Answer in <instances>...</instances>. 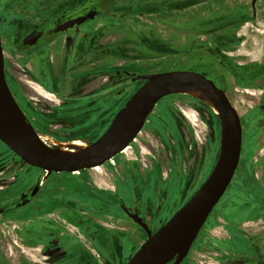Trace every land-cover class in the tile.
Masks as SVG:
<instances>
[{
    "label": "rangeland",
    "instance_id": "rangeland-1",
    "mask_svg": "<svg viewBox=\"0 0 264 264\" xmlns=\"http://www.w3.org/2000/svg\"><path fill=\"white\" fill-rule=\"evenodd\" d=\"M7 1L0 0L1 40L7 80L13 88V43L17 30L22 31L29 26L25 20L21 19L23 22H19L16 19L18 14L15 11L17 10L15 4L19 3V0H10L8 4ZM31 1L21 2V11L25 10L24 14H27L28 3ZM136 1H133L131 12L126 10V3H117L111 10V15L105 19L107 22L103 24L100 20L101 30L112 34V37L100 40L105 42L114 40L115 45L106 43L100 45L99 49L101 97L97 106L99 115L97 128L90 133H76L83 127L82 124L88 123L86 119L80 122L81 119L77 117V124L73 127L48 116H41L35 127L30 125L38 135L43 134L59 142L73 143L80 140L87 143L97 138L107 128L125 106L133 90L140 85L138 82V86L132 87L129 91L130 88L127 87L129 79L116 75L115 84L109 87L108 95L107 81H104L106 78L103 75L109 68L114 69L116 73L127 71L133 74L194 71L213 80L219 88L230 95L231 102L243 122L241 165H252L254 148L258 142L262 144L260 154H264V125L263 129L258 131L254 122L256 119L251 114L256 109L255 103L261 90L254 85L256 82L253 81V75L248 73L253 70V64L260 63L264 67V0H258L256 3V17L244 22L240 20V15L245 16L243 9L248 11L249 15L252 13L251 0H140L142 5L138 4L139 0ZM242 6L244 8H241ZM225 41L228 42L227 49H225ZM209 48L224 49L223 55L229 61V65L226 66L221 62L219 56L209 54ZM242 70L245 71V75L237 78L236 75H240ZM45 112H49V109L45 108ZM66 120L67 118L64 119ZM49 129L54 133L53 135L47 133ZM46 144L55 147L50 142ZM219 145L220 122L210 108L189 94H173L157 103L132 149H126L127 151L115 162L82 173L58 174L56 175L58 178L49 179L46 185L54 186L58 185L59 181L65 182L67 187L63 190L72 191L73 196L84 182L94 181L103 190V187L111 186L108 180L110 174H123L120 172L124 171L126 166L134 168L136 163L142 168L143 174L146 171L148 175L150 171L152 172L149 188L144 192L137 191L136 199L139 201L143 199V206L154 204L161 207L160 214L158 215L159 211H157L154 215L152 224L158 216L162 222H166L194 197L207 180L217 159ZM0 154L4 159L14 156L2 142H0ZM17 166L14 167L16 182L13 185H9V181L0 184V201L24 191L34 179L43 175L40 169L29 166L21 159ZM239 169L206 221L207 227L201 233V239L189 252L190 256L205 260L200 256L205 254L204 250L207 246L205 235L212 234L213 227L217 229L216 233L220 234L221 221L213 223L211 220L213 213L225 215L228 212L227 205L237 207L241 178ZM169 194L172 196H168ZM28 211V207H25L18 212L20 216H26ZM150 213L152 215L151 211ZM16 217L14 213L0 216V251L9 260H12L16 254L13 242L16 239L14 236ZM117 223L115 230L119 231L120 225V228L124 229L119 232H124L126 235L120 236L123 239L122 243L119 242L120 240L115 243L117 250L114 264H126L128 261L126 258H130L132 253H129V250L135 248L134 245L140 241V237L138 232L136 235L132 223L128 221ZM129 236L136 244L132 240H129L131 242L129 243L127 240ZM119 243L122 245V250H118ZM209 246L218 249L219 243L216 241L208 243Z\"/></svg>",
    "mask_w": 264,
    "mask_h": 264
},
{
    "label": "flooded vegetation",
    "instance_id": "flooded-vegetation-1",
    "mask_svg": "<svg viewBox=\"0 0 264 264\" xmlns=\"http://www.w3.org/2000/svg\"><path fill=\"white\" fill-rule=\"evenodd\" d=\"M133 1L32 0L31 3H28L27 14L23 13L25 10L21 11L23 0H19V3L15 4L17 10H14L18 14L17 21L21 22L23 19L29 27L22 31L17 30L13 43V88L8 83L6 67L5 77L13 97L33 127L39 123L41 116H48L60 123L66 122L72 127L77 124L76 117L81 119L80 122L86 119L88 123L82 124L83 127L76 133H90L97 128L99 123L97 106L99 97H101L99 49L100 45L103 46L106 43L115 45L114 40L113 42L100 40L112 37V34L101 30L100 20L103 21V24L107 22L105 19L111 15V10L117 3H126V10L131 12ZM257 1L251 0L252 13L250 15L243 9L245 16L240 15L242 22L256 17ZM9 2L10 0L6 3ZM138 4L142 5L140 0ZM89 15L93 16L89 21L77 22ZM102 28L105 27L102 26ZM1 31L0 16V36ZM48 35L50 36L47 37ZM227 44L228 42L225 41V49L228 48ZM223 50L222 48H209L208 53L219 56V60L228 66L229 61L224 57ZM252 67L253 70L248 73L253 75V81L256 82L254 85H257L261 92L255 103L256 109L251 114L256 119L254 122L257 125V130L261 131L264 125V73L261 71H264V67L260 63L253 64ZM121 72L128 74H121ZM244 73L245 71L242 70L240 75H236L237 78L245 75ZM116 75L129 79L127 84V87L130 88L129 91L132 87L138 86L137 83L140 82L133 93L144 83L131 80L133 75L140 74L127 71L116 73L114 69L109 68L103 75L106 78L104 81H107L108 95L110 94L109 87L115 84ZM222 90L231 101L228 92ZM207 106L210 108L209 105ZM45 108H48L49 112L44 113ZM210 110L214 113L211 108ZM214 115L220 119L219 114L214 113ZM65 118H67L66 121H64ZM90 120L92 121L89 124ZM113 120L97 138L86 144L89 146L102 136ZM41 124L44 125V123ZM241 124L242 155L244 136L242 120ZM144 127L126 149H132ZM47 133L54 134L51 129ZM126 149L99 167L115 162L121 154L127 151ZM261 150L262 144L258 142L254 148L252 165H241L240 155L236 169L238 173L240 167L241 178L237 193L239 203L237 207L227 205L228 212L225 215L213 213L211 218L213 223L221 221L220 234H217V229L213 227L212 234L205 235L207 246L204 250L205 254L200 255L205 260L190 256L188 253L179 264H264V154H260ZM12 154L13 158L9 157L8 159H4L0 154V184L9 181V185H13L16 182L17 176L14 167H18L20 158L13 152ZM41 171L43 175L34 179L24 191L0 201V216L11 213L17 216L14 219L16 239L13 240L16 254L12 260H9L0 251V264H114L117 250L115 243L117 240L121 242L123 239L120 236L126 235L124 232H119L124 229L120 228V225L118 226L119 231L115 230L117 222L132 223L136 235L137 232L139 234L140 241L137 244L131 236L127 238L128 241L132 240L136 244L134 249L129 250V253L132 252L131 257L147 239L146 231L133 220L132 216L140 218L152 233L169 220L162 222L158 216L155 223L152 224L154 215L157 211H159L158 215L160 214L161 207L154 204L143 206V199L141 201L136 199L135 193L137 191L144 192L149 188V182H152L150 179L152 172L150 171L149 175L147 171L143 174L142 168L136 163H134V168L126 166L125 170L120 172L123 174H110L108 180L111 186L103 187L104 191L94 181L84 182L80 186V190L76 191L75 196L72 195V191L63 190L67 187L65 182L59 181V184L54 186L46 185L49 179L58 178L56 175L63 173L53 172L47 175L45 171ZM35 187H37L36 193L31 195ZM168 196H172V194ZM23 201L26 203L20 206L19 204ZM131 203L132 205H130ZM25 207H28L29 210L27 215L20 216L18 211ZM123 208H126L132 216L128 215ZM205 227L207 226L204 224L189 252L201 239L200 235ZM215 241L219 243L218 249L208 247V243H215ZM129 243L131 242L129 241ZM122 249V245L119 243L118 250ZM173 263L174 260L167 264Z\"/></svg>",
    "mask_w": 264,
    "mask_h": 264
},
{
    "label": "water",
    "instance_id": "water-1",
    "mask_svg": "<svg viewBox=\"0 0 264 264\" xmlns=\"http://www.w3.org/2000/svg\"><path fill=\"white\" fill-rule=\"evenodd\" d=\"M86 16L77 22H85ZM48 35L47 37H49ZM121 74H128L121 72ZM132 81L144 83L133 93L115 119L82 154L64 155L42 142L13 97L5 77L4 52L0 36V142L31 167L51 173H76L104 165L122 153L145 125L157 103L181 92L208 99L221 113L220 145L215 165L199 191L154 233L137 216H132L146 231L147 239L126 264H179L213 208L232 182L242 149V124L228 95L213 80L194 71H165L133 75ZM37 187L31 195L36 193ZM26 203L23 201L19 205Z\"/></svg>",
    "mask_w": 264,
    "mask_h": 264
},
{
    "label": "bare ground",
    "instance_id": "bare-ground-1",
    "mask_svg": "<svg viewBox=\"0 0 264 264\" xmlns=\"http://www.w3.org/2000/svg\"><path fill=\"white\" fill-rule=\"evenodd\" d=\"M176 94H182V93L179 92ZM190 95L195 97V98L202 100L203 102H205L207 105L210 106V108L213 110V112L216 114H219V117L221 118V113L219 112L218 108L214 104H212L208 99L204 98L203 96L194 94V93H191ZM33 134H35L34 130H33ZM38 136L42 142H45V143L50 142L52 145L55 146L52 148L56 152L64 154V155H79V154H82L84 152V150H86L88 148V145L86 143L80 142V140H79V142L66 143V142H59L57 140H53V139H51L48 136L43 135V134H40Z\"/></svg>",
    "mask_w": 264,
    "mask_h": 264
}]
</instances>
